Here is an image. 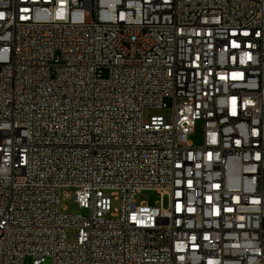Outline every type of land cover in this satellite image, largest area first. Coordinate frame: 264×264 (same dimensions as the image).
Masks as SVG:
<instances>
[{
    "label": "built area",
    "instance_id": "1",
    "mask_svg": "<svg viewBox=\"0 0 264 264\" xmlns=\"http://www.w3.org/2000/svg\"><path fill=\"white\" fill-rule=\"evenodd\" d=\"M26 257L264 264V0H0V264Z\"/></svg>",
    "mask_w": 264,
    "mask_h": 264
},
{
    "label": "rangeland",
    "instance_id": "2",
    "mask_svg": "<svg viewBox=\"0 0 264 264\" xmlns=\"http://www.w3.org/2000/svg\"><path fill=\"white\" fill-rule=\"evenodd\" d=\"M172 108L170 107H146L144 109V119L148 120L149 117L151 116H163L165 117L168 121L171 120L172 118ZM192 143L197 146V145H202L203 144V139H204V121L199 120L196 124V130L195 132L191 133L188 137ZM68 191L70 193V197L66 198L64 196V193ZM74 193V188H64L62 190V198H61V206L62 208H65V212L69 214H77V213H87L85 209L81 208L76 201L74 200L73 197ZM159 201V195L155 192L152 191H143L140 193L137 197V202H148L150 205L155 204L156 202ZM168 203V198H164V205H167ZM118 204V203H115ZM76 234V229L71 228L68 229L67 232V241L69 243H74L75 237L73 236ZM31 259L30 257H26L24 264H30ZM45 264H51L50 259L47 260Z\"/></svg>",
    "mask_w": 264,
    "mask_h": 264
}]
</instances>
